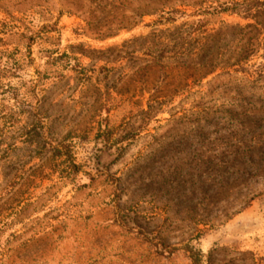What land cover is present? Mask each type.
I'll use <instances>...</instances> for the list:
<instances>
[{
  "label": "rangeland",
  "instance_id": "obj_1",
  "mask_svg": "<svg viewBox=\"0 0 264 264\" xmlns=\"http://www.w3.org/2000/svg\"><path fill=\"white\" fill-rule=\"evenodd\" d=\"M0 264H264V0H0Z\"/></svg>",
  "mask_w": 264,
  "mask_h": 264
}]
</instances>
